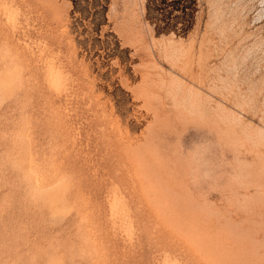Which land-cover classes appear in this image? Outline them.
Instances as JSON below:
<instances>
[{"label":"rangeland","instance_id":"1","mask_svg":"<svg viewBox=\"0 0 264 264\" xmlns=\"http://www.w3.org/2000/svg\"><path fill=\"white\" fill-rule=\"evenodd\" d=\"M0 264H264V0H0Z\"/></svg>","mask_w":264,"mask_h":264},{"label":"bare ground","instance_id":"2","mask_svg":"<svg viewBox=\"0 0 264 264\" xmlns=\"http://www.w3.org/2000/svg\"><path fill=\"white\" fill-rule=\"evenodd\" d=\"M31 6H32V5H31ZM7 7H8V6H7ZM4 8H5V7H4ZM6 11H7V10H6ZM37 11H38V10H37ZM41 13H42V12H41ZM32 14H33V13H32ZM43 14H44V13H43ZM41 15H42V14H41ZM8 17H11V16L9 15ZM8 17H7V18H8ZM40 17H41V16H40ZM42 17H43V16H42ZM44 17H45V16H44ZM42 19H43V18H42ZM2 20H3V19H2ZM10 20H12V19H10ZM31 20H32V19H31ZM7 21H8V20H7ZM33 21H34V19H33ZM33 21H32V22H33ZM2 22H3V21H2ZM46 23H47V22H46ZM47 25H49V24H47ZM151 29H153V28H151ZM38 31H39V30H38ZM151 39H152V38H151ZM37 41H38V40H37ZM58 45H59V43H58ZM31 46H32V45H31ZM41 46H42V45H41ZM48 47H49V46H48ZM52 47H53V46H52ZM57 47H58V46H57ZM58 48H59V47H58ZM28 49H29V48H28ZM52 49H53V48H52ZM41 50H42V49H41ZM57 50H58V49H57ZM38 51H39V50H38ZM47 51H48V49H46V52H47ZM50 51H51V49H50ZM46 52H45V53H46ZM56 52H57V51H56ZM134 52H135V51H134ZM38 53H39V52H38ZM138 53H139V52H138ZM39 54H40V53H39ZM56 55H57V54H56ZM59 55H60V54H59ZM153 55H154V54H153ZM44 56H45V55H44ZM48 56H49V55H48ZM54 56H55V55H53V57H54ZM66 56H67V55H66ZM71 56H72V55H71ZM71 56H70V57H71ZM60 57H61V56H59V58H60ZM62 57H63V56H62ZM70 57H69V58H70ZM41 58L43 59V57H41ZM57 58H58V57H57ZM69 58H68V59H69ZM33 59H34V58H33ZM35 59H36V58H35ZM35 59H34V60H35ZM37 59H38V58H37ZM39 59H40V58H39ZM39 59H38V60H39ZM53 59H54V58H53ZM71 59H72V57H71ZM71 59H70V60H71ZM38 60H37V61H38ZM40 61H41V59H40ZM57 61H58V60H57ZM57 61H56V62H57ZM41 62H44V61H41ZM46 62H47V61H46ZM46 62H45V64H46ZM65 62H66V61H65ZM69 62H70V61H69ZM69 62H68V63H69ZM57 63H58V62H57ZM57 63H56V64H57ZM62 63H63V62H61V65H55V64H54V65H51V64H50L49 67H48V73H47L48 78H47V79H48L49 82H50L51 84H53V85H59V84L61 83V80H62V73H63V72L61 73L60 68H61V66H62ZM59 64H60V63H59ZM66 64H67V63H66ZM66 64H65V65H66ZM71 64H72V63H71ZM73 64H74V63H73ZM42 66H43V65H42ZM73 66H74V65H73ZM64 67H65V66H64ZM71 67H72V66H71ZM43 68H44V67H43ZM46 69H47V68H46ZM66 71H67V69H66ZM71 71H72V70H71ZM45 75H46V73H45ZM65 75H66V73H65ZM143 75H144V74H143ZM149 79H150V78H149ZM46 81H47V80H46ZM69 83H70V82H69ZM51 84H50V85H51ZM53 85H52V86H53ZM63 85H64V84H63ZM67 85H68V84H67ZM64 86H65V85H64ZM64 86H63V87H64ZM52 89H53V88H52Z\"/></svg>","mask_w":264,"mask_h":264}]
</instances>
